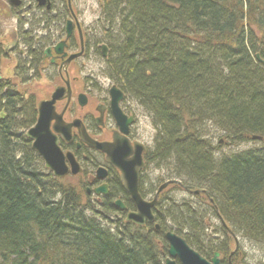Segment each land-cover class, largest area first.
Here are the masks:
<instances>
[{
  "label": "trees",
  "instance_id": "trees-1",
  "mask_svg": "<svg viewBox=\"0 0 264 264\" xmlns=\"http://www.w3.org/2000/svg\"><path fill=\"white\" fill-rule=\"evenodd\" d=\"M98 1L110 74L157 132L146 163L199 191L191 196L220 219L222 241L199 242L206 222L187 201L161 196L155 230L112 220L108 203L103 216L66 198L24 134L36 98L14 68V86L0 84V264H163L167 230L204 257L237 263L227 259L234 237L264 244V66L254 58L264 60V0ZM248 140L263 144L220 153Z\"/></svg>",
  "mask_w": 264,
  "mask_h": 264
},
{
  "label": "flooded vegetation",
  "instance_id": "flooded-vegetation-1",
  "mask_svg": "<svg viewBox=\"0 0 264 264\" xmlns=\"http://www.w3.org/2000/svg\"><path fill=\"white\" fill-rule=\"evenodd\" d=\"M2 5L5 8L0 7V16L6 15L17 25L6 43L8 49L3 48V54L13 57L15 70L25 71L29 81L44 80L46 84L47 91L40 93L41 97L35 102L34 121L30 127L37 122L39 102L50 101L53 93H59L51 104L53 114L49 131L62 154V163H53L65 173L62 176L54 175L45 166L42 156L34 151L43 169L60 184L65 183L66 198H84L87 203L80 201L79 206L88 212L89 208H94L103 216L107 215L103 207L108 203L114 211H119L124 222L129 223L127 213L134 211V204L123 186L121 170L111 162L122 160L134 163L137 149L141 150L144 162V167L138 173L139 194L148 201L156 198L152 211L159 198H171L169 193L172 191L191 194L177 179L168 183L172 179L170 174L169 179L165 175L163 181L158 178L155 188L151 184L153 178H149L146 170L153 163H146L149 146L140 138L138 131L136 98L110 74L108 61L113 45L106 36L105 28L100 25L103 6L98 2L97 18L92 24H86L77 0H45L43 3L36 0H0ZM261 43L260 49L264 50V40ZM58 45L57 52L55 47ZM91 62L98 67L103 63V82L93 73L92 66L89 67ZM11 85L14 86L12 81ZM87 139L103 143L104 149L92 147L86 142ZM162 185L164 187L159 190ZM102 186L105 190L97 193L95 190ZM167 187L172 189L165 194ZM116 202L124 207L121 208ZM119 218L117 216L116 219ZM147 225L159 230L148 222L141 226ZM164 235L165 232L160 234V238L167 248ZM163 256L165 260L167 254Z\"/></svg>",
  "mask_w": 264,
  "mask_h": 264
},
{
  "label": "rangeland",
  "instance_id": "rangeland-1",
  "mask_svg": "<svg viewBox=\"0 0 264 264\" xmlns=\"http://www.w3.org/2000/svg\"><path fill=\"white\" fill-rule=\"evenodd\" d=\"M77 2L79 3L78 8L83 11L82 18L84 22L86 24H92V22H94L98 16L97 4L99 1L98 0H77ZM0 7L5 8V5H2ZM100 25L102 26V24ZM15 27H17V25L14 20L8 19L6 15L5 17L0 16V38L2 39V47L4 49L5 48L8 49V46H6V43L10 39V34L12 33ZM15 53L16 51L14 52V54ZM0 56H1L0 57V76H1L2 84L5 86H9V85L11 86V81L14 80L13 75H14V66L16 65L15 61L13 57L12 58H9L8 56L5 57V54H3V52H1ZM89 65H90L89 67L92 66L94 70L93 73H95L98 76V78L101 80V82H103L104 75H102V72L105 74L103 63H100L99 67L97 66V64H93V62H91ZM28 83L29 84L26 86H22V85H18V86L21 87L23 90H26L27 92H32L36 100L39 97H41V95H39L40 93L44 94L47 91L44 80H40V82L32 80V81H29ZM136 114H137V123L139 125L138 131L140 134V138H142L143 142H145V144L149 146L148 149L150 147L154 148L155 136L157 133L156 129L153 126L151 117H149L148 113L140 105H138L137 102H136ZM28 129L29 127L27 129H24L25 135ZM221 142H222V139H219V143ZM262 144L263 143L260 140H248L243 145L222 144V146L220 147L221 148L220 153L221 154H227L231 152L233 153L237 151L238 149L241 150L242 148H246V147L261 146ZM146 173L149 174V178H153V181L151 182V184H154V188L157 186L156 182L158 178H161V181H163L165 177H167L168 179L170 178L168 175L170 173V170L165 169L162 163H158V162H155V163L153 162L152 165H149L146 170ZM74 185H77V184H74ZM171 189L172 187H167V189L164 191L165 194H167L169 190ZM169 195L171 196V199H168V200L172 202L173 200L177 202L187 201L189 204H191V203H194L193 197L199 194L197 193L187 194L182 191H176V192L172 191L171 193H169ZM83 196L84 195H82V198ZM201 199H203V197H201ZM79 200L82 203H87V201H84V198L79 199ZM206 205L207 204L204 203V201H203V205L199 203V210L202 211L203 220L206 222V228L203 229L204 235H201L199 237V242L203 246H205L206 244L204 243H207V242L218 243L217 241H222V232L219 228V226H221L220 221H219L220 219L217 218L212 208L206 207ZM117 216L118 215H115V216L111 215V219L116 221ZM108 224H111V223L108 221ZM235 238L237 241L236 244H235V240H234V244H233V240H231V245H229L230 251L232 252V255L230 256L231 257L230 260H233V263L235 261L241 260L244 262V264H264V244L262 243L256 244L257 243L256 241L250 240V239H242L239 237H235ZM159 242H161L160 247L162 248L163 246L162 240H160ZM206 258L208 259V257Z\"/></svg>",
  "mask_w": 264,
  "mask_h": 264
},
{
  "label": "water",
  "instance_id": "water-1",
  "mask_svg": "<svg viewBox=\"0 0 264 264\" xmlns=\"http://www.w3.org/2000/svg\"><path fill=\"white\" fill-rule=\"evenodd\" d=\"M38 3H43L45 0H36ZM59 45L55 47V51L58 52ZM256 58L259 59L258 54ZM264 64V62H262ZM59 97V93H53L50 101H41L38 104V117L34 126L30 127L26 132V137L31 140V147L35 150L45 161V166L51 169L56 176H62L65 170L57 168L56 164L62 163V154L56 145L55 137L49 131V123L53 109L51 107L55 98ZM253 138H259L254 136ZM86 142L92 147L103 150L104 144L87 139ZM122 172V180L124 182V188L130 195L131 201L134 204V211L127 213V220L133 222L136 225H142L146 222L153 223L154 215L152 208L156 203V198L151 201L145 200L139 194L138 187V173L139 170L144 167V162L141 155V150L137 149L136 161L134 163H127L122 160L111 162ZM134 164L136 167L133 168ZM164 187L162 185L159 190ZM105 187L102 186L95 191H104ZM198 193V191H194ZM121 208L124 206L116 202ZM155 228H159L155 224ZM164 238L167 242V257L164 264H219V254L215 252L208 260L201 256L198 252L193 250L185 240L172 232H166ZM235 244L236 238L234 237Z\"/></svg>",
  "mask_w": 264,
  "mask_h": 264
},
{
  "label": "bare ground",
  "instance_id": "bare-ground-1",
  "mask_svg": "<svg viewBox=\"0 0 264 264\" xmlns=\"http://www.w3.org/2000/svg\"><path fill=\"white\" fill-rule=\"evenodd\" d=\"M93 38H94V36H93ZM256 54H258V53H255V55H254V58L256 59ZM258 56H259V54H258ZM256 62H257V65H259L260 66V68H263V63L262 62H264V60H262L261 58H260V56H259V59L258 60H256ZM0 84H2V82H0ZM3 85V84H2ZM172 178V177H171ZM173 180H175V179H171L170 181H168V183H171V182H174ZM58 193V196H60L61 195V193L58 191L57 192ZM193 201H194V203H191V205L193 206V207H195V208H197L198 210H199V203L200 204H202L203 205V201H204V203H206L207 201H205V200H203V199H200V198H193ZM195 201H197V202H195ZM199 202V203H198ZM209 202H212V200L211 199H209ZM195 205V206H194ZM115 212H116V214L115 215H118V217H120L119 218V222L120 223H122V224H132L131 223V221H129V223L128 222H124L123 221V219H122V216H121V214L119 213V211L118 210H115ZM114 215V216H115ZM153 215H154V213H153ZM154 218H155V216H154ZM154 226H155V224H157L156 223V220L154 219ZM136 225V224H135ZM158 225V224H157ZM159 226V225H158ZM160 228V227H159ZM166 232H172V233H175V232H173L172 230H167ZM165 232V233H166ZM176 234V233H175ZM209 242H207V243H204V244H208ZM214 253V252H213ZM213 255V254H212ZM220 255V254H219ZM230 254L228 255V261H229V259H230ZM204 257V256H203ZM212 257V256H211ZM211 257H208V260L211 258ZM220 258H219V262H221V260H222V257L221 256H219ZM204 258H206V257H204ZM207 259V258H206ZM219 264H221V263H219ZM235 264H244V262L243 261H238L237 263H235Z\"/></svg>",
  "mask_w": 264,
  "mask_h": 264
}]
</instances>
